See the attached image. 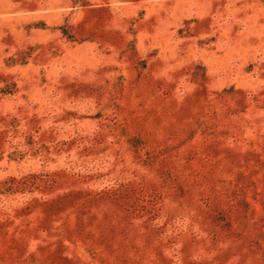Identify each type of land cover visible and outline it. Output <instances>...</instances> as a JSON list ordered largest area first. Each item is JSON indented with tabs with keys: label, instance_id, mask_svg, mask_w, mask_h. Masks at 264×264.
Listing matches in <instances>:
<instances>
[{
	"label": "rangeland",
	"instance_id": "rangeland-1",
	"mask_svg": "<svg viewBox=\"0 0 264 264\" xmlns=\"http://www.w3.org/2000/svg\"><path fill=\"white\" fill-rule=\"evenodd\" d=\"M0 264H264V0H0Z\"/></svg>",
	"mask_w": 264,
	"mask_h": 264
}]
</instances>
